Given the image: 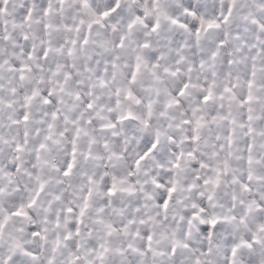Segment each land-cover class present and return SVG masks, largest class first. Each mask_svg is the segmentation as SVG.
Wrapping results in <instances>:
<instances>
[{
    "label": "clouds",
    "instance_id": "1",
    "mask_svg": "<svg viewBox=\"0 0 264 264\" xmlns=\"http://www.w3.org/2000/svg\"><path fill=\"white\" fill-rule=\"evenodd\" d=\"M0 264H264V0H0Z\"/></svg>",
    "mask_w": 264,
    "mask_h": 264
}]
</instances>
